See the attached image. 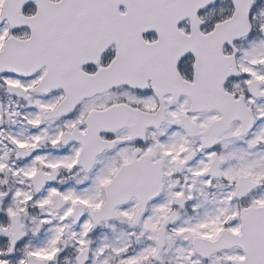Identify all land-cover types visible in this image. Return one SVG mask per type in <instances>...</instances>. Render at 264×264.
<instances>
[{"label":"snow or ice","instance_id":"snow-or-ice-1","mask_svg":"<svg viewBox=\"0 0 264 264\" xmlns=\"http://www.w3.org/2000/svg\"><path fill=\"white\" fill-rule=\"evenodd\" d=\"M0 264H264V0H0Z\"/></svg>","mask_w":264,"mask_h":264}]
</instances>
